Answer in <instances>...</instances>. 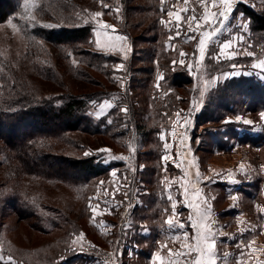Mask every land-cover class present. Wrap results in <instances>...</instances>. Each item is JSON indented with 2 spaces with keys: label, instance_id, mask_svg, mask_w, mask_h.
Here are the masks:
<instances>
[{
  "label": "rangeland",
  "instance_id": "374dc122",
  "mask_svg": "<svg viewBox=\"0 0 264 264\" xmlns=\"http://www.w3.org/2000/svg\"><path fill=\"white\" fill-rule=\"evenodd\" d=\"M38 3L37 0H24L19 15L11 16L0 23V56L19 71H21L20 66L25 64L31 74L34 73L33 68L39 66L37 62L26 56L28 40L22 33L20 24L27 22L25 24L33 27L35 25L33 22L37 21L39 23L37 25L56 26L53 22H41L36 17ZM241 3H246L256 10H264V0H236L228 19L220 26V31L205 43V55L203 57L198 51L200 32L189 31L185 20L187 16L192 14L191 10H194L197 16L203 13V7L198 3V0H188L187 4L183 0H154L152 2L151 8L156 5L158 10V15H154L155 26L158 28V31L155 32L158 42L154 45L147 43L149 36H151L149 30L153 23V15L146 10H139L142 5L148 4V0L126 1L127 12L124 13L118 0H116L108 8L80 14L82 17L89 18L94 24V28L89 34L94 50L120 59L119 62L112 63L111 74L104 82L106 89L118 91L113 97L101 102L93 103L91 101L87 114L93 120L98 121L116 104L118 106L123 105L122 109H125L127 104L128 106L134 105V103H138L139 106L145 105L147 103L146 94L149 96L150 93L155 105L162 109L161 114L165 116L167 112L170 113L171 117L168 119L167 126L160 128L156 134L160 145V149L157 151L159 156L157 159L158 167L156 165L157 181L147 184L141 178L140 172L143 171L144 165L140 164L138 169L135 167L137 152L131 150L135 149L133 144L130 143L125 148L123 144H111L106 137L81 136L85 148L82 150L81 156L95 155L96 161L100 162L101 166L109 167L112 161L115 168L93 183V188L90 190L88 198L85 199V204L83 202L87 212L86 219L83 205H81L82 219L79 223L82 229L75 234L70 231L66 239H60L59 237L63 236L60 230L63 220L59 219L58 222L53 209L43 212L42 216L47 217V219L37 224H33V220H19L10 213V203L5 199H7L6 195L10 191L12 192V187L4 183L6 182L4 181L5 167L1 165L2 157L0 155V208L4 210L0 216V254L4 255L5 259L11 255L20 264H51V261L53 264H160V260L156 258V253L159 252L164 264H169V261H172L173 264H184L183 259L168 255L169 250L173 253L183 251L181 245L186 242L182 235L179 240L175 239L177 235L187 232L189 240H191L195 234L190 228L189 221L193 209L188 206L182 194L183 189L180 187L181 184H184L188 188L187 200L200 205V212H204L206 208L209 210L205 222L211 227L214 234L216 264H240V262L242 264H256L257 260L264 261V195L260 196L258 193L256 195L255 192L253 193V196L258 199V205H254L252 199L242 200L240 197L238 206L237 196L234 194L223 196L222 192L221 200L216 201L217 207L221 209L222 206L225 208V205L230 204V208L226 211L227 215L222 216L221 213H217L218 210L215 212L213 209L216 206L211 207L214 196L210 184L213 176L211 179L209 176H203L202 182L197 181L195 183L197 178L200 180V176L190 173L187 178L190 177L191 182L187 185V181L183 183L184 175L170 163V157L167 160L162 159L168 152V149L164 148V144L165 142L170 143V137L173 135L165 136L164 139H161V135L164 134V131H172L173 129H175V136L183 133L185 122L183 123L182 120L187 118L188 122V116L195 112L202 91L204 92L205 87L210 86L209 78L214 72L231 71L235 68L245 70L251 66L252 61L264 58L263 51L256 52L254 50L250 20L239 10ZM145 7L143 9H146ZM185 8L190 11L184 12L183 9ZM208 10L218 12L222 8L219 6L212 7L209 4ZM94 12H101L103 15L94 18L91 15ZM168 12H172L173 15L169 17ZM177 13L181 15L179 28H177L175 20ZM161 20L168 22L167 26L161 23ZM9 21L17 26L16 30L11 27ZM100 22L113 26V29L108 30L110 36L123 35L127 37L126 41L120 42L127 45V60H124L123 54L116 50H101L97 47L96 32L100 31ZM242 23H247V30L241 29ZM201 26L202 29L205 27L206 30L211 31L204 25L203 21H201ZM195 27L193 25V28ZM193 36L195 39L191 38ZM241 37L242 39H240ZM100 39L103 40V37ZM226 39L236 43L230 49H225L217 59L216 56L221 49L220 45ZM151 47L156 50L155 54L162 53V56L161 58H154L150 64H143L141 54L142 52H152ZM38 52L40 53L42 50ZM51 52L54 59L55 52L53 50ZM233 52L236 56L232 55ZM249 52L252 53L251 56L247 54ZM181 53L184 55L182 56ZM229 56L231 58H228ZM121 63L124 65L123 69L117 67ZM167 67L171 71H187L193 78L189 83L187 98L176 91L175 105L172 108L167 100L171 99V94L162 86ZM142 68H149V76L154 75V78H151V80L154 79L153 85H146V89L136 87L137 76H139V70ZM112 70L115 74L112 73ZM110 80L113 84L109 83ZM35 82V86L41 90L40 92L46 89L44 82L38 80ZM72 83L71 81L69 90L74 91L77 88ZM50 85L52 89L45 91L44 94L59 93L63 90L55 84L50 83ZM179 91L181 92V90ZM104 101H108L112 105L107 113H104L107 106L103 107L101 111V105ZM165 102L168 103L167 106H163ZM192 111L194 112L191 113ZM199 129L203 130L202 128ZM72 135L77 136V133ZM185 135L189 138L187 132ZM197 142L199 143V140ZM60 148L61 146L58 145L57 150ZM149 148V144H145L143 149ZM103 149L108 151H101ZM143 149L141 148V150ZM198 151H203L200 146H198ZM113 157H124V159H114ZM235 160L237 157L233 153L215 160L207 159L205 166L212 165L213 168L211 167V169H214V174L223 178L222 170L228 166V161L234 162ZM257 162L260 165L264 163V149L258 156ZM118 163L121 165H117ZM183 165L184 163H178L179 168H182ZM228 169L229 167H227ZM114 172L115 175H113ZM204 179L205 181H203ZM170 181L175 182L170 184L169 193L168 183ZM74 188L69 184L45 183V181L35 180L33 177H25L22 179V183H19L18 189L27 193L31 203L48 201L47 204L56 207L61 203L63 206L68 205L73 200ZM193 190L198 191L199 194L193 195ZM169 194L176 202L174 210L172 201L168 199ZM41 195L45 197V200H42ZM244 196L243 193L242 197ZM3 200L4 203H2ZM78 202L76 204L80 203ZM93 209H95V214ZM212 209L213 213H211ZM168 219H172L177 226L169 227L166 222ZM52 221L55 223V228L51 224ZM58 223L60 224L58 225ZM179 223L184 224L183 229L178 227ZM81 234H83V238H81ZM135 238H138L139 244ZM253 248L256 251H252ZM0 264H4V262H0Z\"/></svg>",
  "mask_w": 264,
  "mask_h": 264
},
{
  "label": "trees",
  "instance_id": "16d2710c",
  "mask_svg": "<svg viewBox=\"0 0 264 264\" xmlns=\"http://www.w3.org/2000/svg\"><path fill=\"white\" fill-rule=\"evenodd\" d=\"M23 1L0 0V23L11 16L19 15ZM115 1L37 0L39 3L36 7V17L41 22L56 24L51 27L37 25V21L33 22V27L25 24L27 22L20 24V29L28 40L26 56L37 62L39 67H34V73L31 74L25 64H22L19 71L0 56V155L1 165L5 167L4 183L12 187V192L6 195L5 200L10 203V213L22 221L33 220V224L42 223L47 219L42 213L53 209L58 222L59 219L63 220L60 225L63 236L59 237L60 239H66L70 231L75 234L82 229L79 223L82 219L81 205L86 219L84 204L93 183L115 168L112 161L109 167H105L96 161L95 155L81 156L82 150L85 149L81 136L106 137L111 144H123L125 148L130 143L133 144L137 152L135 167L138 169L140 164L144 165L143 171L140 172L141 178L147 184L157 181V151L160 145L156 134L160 128L167 126L171 116L169 112L165 116L161 114L162 109L155 105L151 93L149 96L146 94L147 103L143 106L138 103L125 105L127 112L122 111L123 105L116 104L98 121L87 114L91 101L101 102L113 97L118 91L106 89L104 82L111 74L112 63L119 62L120 59L94 50L89 37L94 24L80 14L105 9L103 4L112 6ZM126 1L130 0H118L123 13L127 12ZM153 1L148 0V4L139 9L153 15L149 30L151 36L147 40L150 45L158 42L155 33L158 28L154 18V15H158V10L156 5L151 8ZM239 10L250 20L254 50L264 53V10H256L246 3H241ZM152 48V52H142L143 64H150L156 57L161 58L162 53L157 55L156 50ZM39 50L42 52L39 53ZM51 50L55 52L54 59ZM74 60L76 63H73ZM112 73L115 74L114 70ZM138 75L137 88L143 89L148 84L153 85L154 79L151 78H154V75L149 76V68H142ZM190 75L187 71L176 72L167 67L162 86L171 94V99H167L171 108L175 105L176 91L187 98L189 83L193 79ZM36 80L46 84L43 92L36 88ZM71 81L77 88L74 91L69 90ZM50 83L63 90L59 93L44 94L52 89ZM109 83L113 84L112 80ZM217 87L202 108V96L199 98L195 112L191 115V134L199 140L198 146L203 150L200 152L203 163L210 159L214 149H224L232 138L245 144H256L259 141L249 135L239 137L235 125L223 124L222 120L234 112L235 103L245 106V110L253 116H258L259 112L264 111V83L253 77H239L226 80ZM214 97L218 99L217 103L213 102ZM237 97L239 102H235ZM167 104L165 102L163 106ZM73 133H77V136H73ZM145 144H149L150 148L144 150ZM58 145L61 148L57 150ZM25 177H33L45 183L69 184L75 187L73 193L76 194H73V200L65 206L61 203L55 207L47 204L48 201L31 203L27 193L18 189L19 183H22ZM255 189L256 191L244 190L245 197L252 196L254 192L260 193L259 185H256ZM41 197L45 200L44 196ZM77 201L80 203L76 204ZM3 211L0 210V216ZM51 224L55 228L53 221ZM135 239L139 244L138 238ZM50 263L53 264V261Z\"/></svg>",
  "mask_w": 264,
  "mask_h": 264
},
{
  "label": "crops",
  "instance_id": "0c3cea01",
  "mask_svg": "<svg viewBox=\"0 0 264 264\" xmlns=\"http://www.w3.org/2000/svg\"><path fill=\"white\" fill-rule=\"evenodd\" d=\"M233 9V8H232ZM205 29V27L203 28ZM206 30V29H205ZM210 31V30H208ZM229 39L224 40L221 43L227 42ZM208 40L205 41L207 43ZM236 42H232V45ZM206 46V45H205ZM236 56V55H235ZM234 57V56H233ZM261 61H264V58L259 59L257 61H252L251 66L249 68L242 70L240 68L232 69L231 71H220L217 73H214L209 78V87H205L204 92L202 91V99H203V105L200 106L202 108L204 106V102L207 101L208 98H210V95L213 93L214 90H216L219 84L224 83L226 80L229 79H236L239 77H253L257 78L260 81L264 83V68L254 67V65L259 64ZM214 103L218 102V99L216 97L212 98ZM235 102H239V98L237 97L235 99ZM199 105V104H198ZM233 107V106H232ZM111 107L105 108V112L110 109ZM234 112L227 115L223 120V124H234L235 129L238 133V136L243 135H249L257 141L256 144H245L241 143L239 140L232 138L229 140L228 144L225 146L224 149H214L213 153L210 156V159L215 160L216 158H222V156L228 155V154H235L237 157V160L234 162L228 161L229 169L227 170V167H224L225 169L222 170L223 178L217 177V174H214V169H211L212 165L205 166V163H203L201 159V153L198 151V142L197 139L193 138L192 133V123H191V116L189 115V119L187 123H184L185 120H182L183 124V133H181L178 136H172V131H164L161 136L170 137V144L172 147L168 149V152L166 155L170 157V163L173 165L175 169H178V172L182 173L184 175V181H187V185L190 184L191 178H187V175L189 176L190 173L197 175V173L200 176L197 178V181L202 182L203 176L207 177L209 176L210 179L213 176L210 184L211 192L213 200H212V206H216V208H213L215 212L218 210L217 213H221L222 216H226V211L230 208V204L225 205V208L219 209L216 204L217 200H221V193L223 192V196L235 195L237 196V204L239 206L240 204V197L241 199H252L254 201V205H258L259 202L257 201L253 194L250 197H242L244 190H255V186L259 185V191L258 193L260 196L264 195V163L262 165L257 162L258 156L261 154V151L264 149V118H262L261 113H264V111H261L258 113V116H253V114L249 111L245 110V106L241 104L235 103L234 106ZM192 111L191 113H193ZM184 117V116H181ZM237 117L240 119L238 120ZM243 120H250L252 121L251 124H245L243 123ZM162 132V131H161ZM186 132L189 134V138L186 137L184 139V142L181 143V139L184 138L186 135ZM160 137V135H159ZM230 159V158H229ZM184 163L182 168L178 167V163ZM214 164L213 162H211ZM208 164H210L208 162ZM217 166V164L215 163ZM178 167V168H176ZM232 167V168H231ZM213 168V167H212ZM231 168V171H230ZM181 169V170H180ZM181 179V178H180ZM205 181V179L203 180ZM180 183V182H179ZM198 183V184H199ZM208 184V183H206ZM184 185V184H183ZM216 190V191H214ZM229 190V191H228ZM190 191V190H189ZM256 195V193H255ZM229 200V198H227ZM208 205V203H207ZM200 206V205H199ZM237 206V207H238ZM210 207V204H209ZM213 209L212 212L213 213ZM203 210V209H202ZM226 214V215H225ZM195 219H199V217H194ZM193 232L195 230L190 227ZM195 235V234H193ZM193 237V236H192ZM225 238V237H224ZM223 238V239H224ZM216 248V247H215ZM215 252V249H214Z\"/></svg>",
  "mask_w": 264,
  "mask_h": 264
},
{
  "label": "snow or ice",
  "instance_id": "6c2138e0",
  "mask_svg": "<svg viewBox=\"0 0 264 264\" xmlns=\"http://www.w3.org/2000/svg\"><path fill=\"white\" fill-rule=\"evenodd\" d=\"M183 2L187 4L188 0H183ZM235 2L236 0H198V3L201 5V7H203V13L197 16L195 14V11L191 10L192 14L185 18L187 22V28L189 31H192V32L199 31L200 32L201 38L199 39V42H198V51L201 57L205 55V41L206 40L210 41L211 38L220 31V26L223 24L224 21L228 19L229 13L232 11L233 4ZM209 4H211L212 7L219 6L222 8V10L218 12H210L208 10ZM103 7L108 8L109 6L107 4H103ZM116 11L118 12L119 10L117 9ZM183 11L188 12L190 10L188 8H185L183 9ZM91 15L94 18H96V17H101L103 13L94 12V13H91ZM168 15L169 17H171L173 13L168 12ZM32 19H34V17H32ZM175 20H176L177 28H179L180 21H181V15L179 13L176 14ZM201 21H203L204 25H206L207 28H210L211 31L202 29ZM161 23L166 24L167 26L168 22L161 20ZM9 24L14 30H16L17 26L14 23H12V21H9ZM193 25H195L196 27L193 28ZM47 27H51V25H47ZM240 27L243 30H247L248 25L247 23H242ZM99 29L100 31L96 32V36L98 37V39L96 40L97 47L100 48L101 50H108V51L116 50L119 53L123 54L124 60H127L128 59L127 45L120 43V42L126 41L127 37L123 35L110 36L108 34V30L113 29V26L107 23H104V22L99 23ZM101 37H103V40L100 39ZM191 38L195 39V36ZM240 39H242V37ZM231 47H232L231 40L224 42L216 58L219 59V56L223 54V51L225 49H230ZM247 54L250 56L252 55L251 52ZM69 55L71 54L69 53ZM181 55L183 56L184 53H181ZM232 55H235V53L233 52ZM228 58H231V56H229ZM73 63H76V61L74 60ZM117 67L119 69H123L124 65L121 63ZM254 67L264 68V61H261L259 64L254 65ZM121 84H123L122 81H121ZM93 103H95V101H93ZM105 106L111 107L112 105L108 101H104L103 104L101 105V111L103 110V107ZM122 111L127 112V109L126 108L122 109ZM261 116L262 118H264V113H261ZM237 119L239 120L240 118L237 117ZM185 123H187V118H185ZM243 123L251 124L252 121L243 120ZM172 135L173 136L176 135L175 129L172 130ZM161 139H164V137L161 136ZM184 139H186V137L181 139V143L184 142ZM171 147L172 145L170 143L165 142L164 148L166 150L170 149ZM131 150L135 151V149H131ZM101 151H108V150L103 149ZM85 155H88V153H85ZM113 158L114 159H124V157H113ZM162 159L167 160L168 156L165 155L162 157ZM113 175H115V172L113 173ZM198 175L199 174L197 173V176ZM174 182L175 181H170L168 183L169 193H170V184ZM180 187L183 189L182 194L184 195L185 200L188 203V206L193 209V214L189 216V221H190V226L195 230V235L191 238V240H189L187 232H182L180 235H177L175 239L179 240L180 236L182 235L183 240L186 242L181 245L183 251L182 252L177 251L173 253L171 250H169L168 255L183 259L184 264H216V260H215L216 254L214 252V245H215L214 234L212 233L211 227L205 222L207 220V212L209 210L206 208L204 212H200L199 205L194 204L192 203V201L187 200L188 188L185 187L183 184H181ZM198 194H199L198 191L193 190V195H198ZM125 195L127 194L125 193ZM168 199L172 201V207L174 210L176 207V202L173 200L171 194H169ZM233 199H235V197H233ZM92 211L95 214V209H93ZM173 214L175 215V212ZM194 217H199V219H195ZM166 222L169 225V227L177 226L176 224L173 223L172 219H168ZM178 227L183 229L184 224L179 223ZM81 238H83V234H81ZM252 251H256V249L253 248ZM156 258L160 260V264H164V261L160 258L159 252L156 253ZM0 262H4V264H20V262L16 261L15 258L12 257L11 255H9L7 259H5V256L2 254H0ZM169 264H173V262L169 261ZM240 264H242V262H240ZM256 264H264V261L257 260Z\"/></svg>",
  "mask_w": 264,
  "mask_h": 264
}]
</instances>
